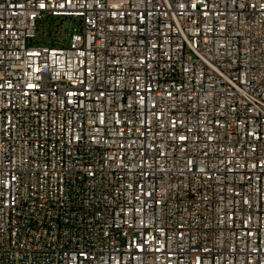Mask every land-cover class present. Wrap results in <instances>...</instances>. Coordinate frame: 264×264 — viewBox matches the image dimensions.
I'll use <instances>...</instances> for the list:
<instances>
[{"label": "built area", "instance_id": "built-area-1", "mask_svg": "<svg viewBox=\"0 0 264 264\" xmlns=\"http://www.w3.org/2000/svg\"><path fill=\"white\" fill-rule=\"evenodd\" d=\"M0 264H264V0H0Z\"/></svg>", "mask_w": 264, "mask_h": 264}, {"label": "rangeland", "instance_id": "rangeland-1", "mask_svg": "<svg viewBox=\"0 0 264 264\" xmlns=\"http://www.w3.org/2000/svg\"><path fill=\"white\" fill-rule=\"evenodd\" d=\"M70 18H57V19H50L48 23L40 22L39 23V31L37 32V39L41 40L43 38V28L49 27L50 31L53 29L60 28L59 37L64 38L65 30H67L69 26ZM69 42V41H68Z\"/></svg>", "mask_w": 264, "mask_h": 264}]
</instances>
